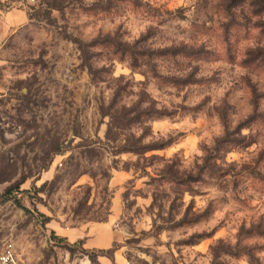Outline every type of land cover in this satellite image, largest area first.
Returning <instances> with one entry per match:
<instances>
[{
	"label": "rangeland",
	"instance_id": "1",
	"mask_svg": "<svg viewBox=\"0 0 264 264\" xmlns=\"http://www.w3.org/2000/svg\"><path fill=\"white\" fill-rule=\"evenodd\" d=\"M7 245L264 264V0H0Z\"/></svg>",
	"mask_w": 264,
	"mask_h": 264
},
{
	"label": "built area",
	"instance_id": "2",
	"mask_svg": "<svg viewBox=\"0 0 264 264\" xmlns=\"http://www.w3.org/2000/svg\"><path fill=\"white\" fill-rule=\"evenodd\" d=\"M0 264H27V263H25L22 259H20L17 256L11 245H7L0 252Z\"/></svg>",
	"mask_w": 264,
	"mask_h": 264
},
{
	"label": "trees",
	"instance_id": "3",
	"mask_svg": "<svg viewBox=\"0 0 264 264\" xmlns=\"http://www.w3.org/2000/svg\"><path fill=\"white\" fill-rule=\"evenodd\" d=\"M56 153H59V152H56ZM59 239H63V238H59ZM114 248L112 247V248H109V249H101V250H99V252L102 254V255H104L105 253L107 254V253H109V251H112Z\"/></svg>",
	"mask_w": 264,
	"mask_h": 264
},
{
	"label": "crops",
	"instance_id": "4",
	"mask_svg": "<svg viewBox=\"0 0 264 264\" xmlns=\"http://www.w3.org/2000/svg\"><path fill=\"white\" fill-rule=\"evenodd\" d=\"M117 259V258H116ZM117 262L119 263V264H126V262L124 261V260H120V259H117Z\"/></svg>",
	"mask_w": 264,
	"mask_h": 264
}]
</instances>
